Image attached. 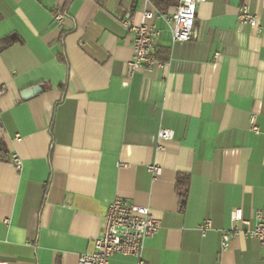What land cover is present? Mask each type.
<instances>
[{"label": "crops", "instance_id": "crops-1", "mask_svg": "<svg viewBox=\"0 0 264 264\" xmlns=\"http://www.w3.org/2000/svg\"><path fill=\"white\" fill-rule=\"evenodd\" d=\"M171 1L0 0V261L79 264L120 198L160 223L145 264H264L242 233L219 251L234 209L252 224L264 207V37L237 22L245 5L264 25V0H206L185 43L160 17ZM145 11L160 65L128 78L132 36L120 20L139 24ZM160 129L173 138L159 141Z\"/></svg>", "mask_w": 264, "mask_h": 264}, {"label": "built area", "instance_id": "built-area-1", "mask_svg": "<svg viewBox=\"0 0 264 264\" xmlns=\"http://www.w3.org/2000/svg\"><path fill=\"white\" fill-rule=\"evenodd\" d=\"M133 1L150 2L152 0ZM204 2L206 0H177L172 13L160 15L173 42L185 43L191 40L197 6ZM153 15V12H143L142 21L139 24L133 22L131 13H126L120 20V25L132 36V57L126 65L128 78L142 68L160 65L154 57L160 31L146 22L152 19ZM63 21L62 13L54 14L55 25L61 26ZM237 22L240 26L254 27L257 34L264 37V25L258 23L256 16L249 11L247 6L238 7ZM217 55L215 54L214 58ZM250 127L253 133H258L254 116L250 117ZM157 137L159 141L171 140L173 131L160 129ZM10 160L15 169L19 170L21 163L17 156L13 155ZM147 170L153 180L160 174V168L155 164L147 166ZM230 218L232 227L221 232L219 251L228 248L232 236L242 233L245 237L257 240L264 252V207L255 213L252 224L243 218L241 209H234ZM208 227L209 222L205 221L201 232ZM159 229L160 223L152 216L148 207L131 205L124 199L116 198L107 206L102 231L93 241L94 250L81 255L78 259L79 264H109V259L114 255L133 257L137 260V264H145L142 259L144 243L153 238ZM0 264H6V262L0 261Z\"/></svg>", "mask_w": 264, "mask_h": 264}, {"label": "trees", "instance_id": "trees-1", "mask_svg": "<svg viewBox=\"0 0 264 264\" xmlns=\"http://www.w3.org/2000/svg\"><path fill=\"white\" fill-rule=\"evenodd\" d=\"M171 2H172L171 0H155L154 4H155V6H156L158 9H159V8L161 9V5H162V6H165V5L171 4ZM159 3H161V4H159ZM64 35H65V34H63V33L61 34V39H62V37H63ZM2 41H3V44H4V43H5L4 40H2ZM2 41H1V42H2ZM3 44H2V45H3ZM4 154H5V153H4L3 149L0 147V158H2L1 156H4Z\"/></svg>", "mask_w": 264, "mask_h": 264}, {"label": "water", "instance_id": "water-1", "mask_svg": "<svg viewBox=\"0 0 264 264\" xmlns=\"http://www.w3.org/2000/svg\"><path fill=\"white\" fill-rule=\"evenodd\" d=\"M37 92H39V88H33L31 89V91L25 92V94H22L20 97L21 99H27L28 97L36 94Z\"/></svg>", "mask_w": 264, "mask_h": 264}]
</instances>
